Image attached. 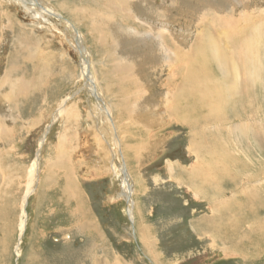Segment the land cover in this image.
Masks as SVG:
<instances>
[{
  "label": "rangeland",
  "instance_id": "rangeland-1",
  "mask_svg": "<svg viewBox=\"0 0 264 264\" xmlns=\"http://www.w3.org/2000/svg\"><path fill=\"white\" fill-rule=\"evenodd\" d=\"M109 1L0 0V131H10L6 139L0 132V264H264V22L248 32L250 70L261 72L248 76L252 88L242 82L235 108L238 98L225 99V122L198 129L179 122L176 89L168 87L187 64L176 46L208 48L213 18L264 17V0ZM85 50L93 87L83 74ZM198 61L196 74L208 86L240 72L236 63L224 72L215 58ZM196 130L205 139L193 146ZM200 167L214 172L210 182L221 180L217 187L204 185Z\"/></svg>",
  "mask_w": 264,
  "mask_h": 264
},
{
  "label": "bare ground",
  "instance_id": "bare-ground-1",
  "mask_svg": "<svg viewBox=\"0 0 264 264\" xmlns=\"http://www.w3.org/2000/svg\"><path fill=\"white\" fill-rule=\"evenodd\" d=\"M109 1V0H108ZM115 1V0H113ZM119 1V0H118ZM106 2V1H105ZM110 2V1H109ZM117 2V1H116ZM113 2V5H117V3ZM121 3V2H120ZM43 6V5H42ZM44 7V6H43ZM46 10L48 9L49 11H51L50 8H45ZM44 9V10H45ZM45 10V11H46ZM120 10V9H119ZM205 13V12H204ZM203 13V14H204ZM105 14V13H104ZM209 14V13H208ZM199 15V14H198ZM233 15V14H232ZM240 15V14H239ZM101 16V15H100ZM104 15H102L103 17ZM208 16V15H207ZM233 17V16H232ZM242 18H239L235 21V17L233 19H226V18H213L212 21H214V25L213 26V32L211 31L212 29H207L208 34H209V39L211 41L208 42V48L207 45L204 44V46H202V44L199 46L195 45L193 50L187 53L181 52V49L179 50V48L176 46L174 48L176 53V58L177 60L181 63V61H184V59L187 60V64L185 67H180L179 69H177V74L178 76L174 75V77H171L169 79V85L171 88H173L174 90L176 89V96H175V105L173 108V112L174 114H176V119L179 122H189V126L192 127L193 129L196 128L198 129L200 126V122H207V121H211V120H215V122H221L227 120V117L225 115V107L228 106L229 101H225V99H236L235 101H233L231 103V107L232 105L234 106V104L237 106V102L238 100H240L242 98V82H248V85L250 87V85L254 86L253 84L250 83V81H252L251 79H248V76H252L254 77L255 75H258V71L260 69H251L250 70V61L248 60V54L250 52V45H249V40H250V35L248 34L249 30L251 28H255L256 29V24L257 22H264V17L262 16H251L249 18V16L246 14L245 16H241ZM245 18V21H243ZM156 19V18H155ZM193 19V18H192ZM174 20V19H173ZM210 20V19H209ZM232 20V21H231ZM158 21V20H157ZM193 21V20H192ZM206 22V21H205ZM68 23V22H67ZM208 23V21H207ZM213 23V22H212ZM71 25V23H70ZM117 25V23H116ZM108 26V25H107ZM97 27V26H96ZM101 27L100 29L104 30L105 27L99 26ZM144 27V26H143ZM107 28V27H106ZM168 28V27H167ZM98 29L99 32V28ZM109 29V28H108ZM115 29V28H114ZM122 29V28H121ZM73 31V30H72ZM76 31H79L76 29ZM206 31V30H205ZM118 34V33H117ZM80 35V34H79ZM78 37V35H77ZM81 37V35L79 36ZM78 37V38H79ZM100 37V35H99ZM202 37V35L200 36ZM199 37V41H201ZM173 38V37H172ZM110 40V39H109ZM154 40V39H153ZM167 40V39H166ZM234 42L235 46H231V43ZM226 46H225V45ZM230 44V45H229ZM173 45V44H172ZM237 46V47H236ZM232 47V48H231ZM80 49V46H79ZM81 50V49H80ZM173 50V51H174ZM154 52V51H153ZM208 54V55H207ZM202 55L206 58L210 57V58H215L216 60H218L220 62L221 65V70L225 69L226 71H228L229 66H231L233 63L238 64L236 65L240 70L239 74H234L236 77L234 78L230 76V74L227 73H223L222 74V79L218 78V87L216 86V83H214L215 81H212V79L210 81L212 86H208L205 85V81L203 80L204 78L198 77V75L196 74V68L195 67V63L199 62L198 61V57ZM206 55V56H205ZM83 57V74L85 76V78L87 79V81L89 83H91L90 86L95 84L94 78L92 77V73L89 71L88 65H87V60L89 59V53L85 50V52H83L82 54ZM173 57H175L173 55ZM193 61H197V62H192ZM208 60V59H207ZM201 61V60H200ZM203 61V60H202ZM206 62V61H205ZM204 62V63H205ZM218 62V63H219ZM178 63V62H177ZM183 63V62H182ZM194 64V65H191ZM233 64V65H234ZM256 64V62H255ZM188 65V67H187ZM203 66V64H200ZM260 67L261 70H264V65L262 63H260ZM122 67H120L118 65V68L116 70H120ZM129 68V66L126 68L124 67V69L127 71V69ZM202 68V67H201ZM223 68V69H222ZM233 69H236L234 67H232ZM232 69V70H233ZM202 70V69H200ZM220 70V71H221ZM231 70V71H232ZM238 70L237 73H238ZM260 70V72H261ZM131 71V70H130ZM199 71V70H198ZM204 71V69H203ZM230 71V70H229ZM120 72V71H119ZM164 72V71H163ZM202 72V71H201ZM205 72V71H204ZM223 72V71H222ZM250 72V74H249ZM200 73V71H199ZM207 73V72H205ZM232 73V72H231ZM242 75H241V74ZM119 74V73H118ZM170 74V73H169ZM233 74V73H232ZM204 75V74H203ZM218 75V74H217ZM261 75V74H260ZM264 75V74H263ZM209 76L208 75H204ZM220 76V75H219ZM180 77V82L179 84L175 81ZM214 77V76H213ZM217 77V76H216ZM173 78V79H172ZM207 78V77H206ZM255 78V77H254ZM261 79V78H258ZM85 80V79H84ZM217 80V79H216ZM255 80V79H254ZM261 81V80H260ZM264 82V81H263ZM213 83V84H212ZM254 83V82H253ZM244 85V84H243ZM18 89L21 90V92L23 91L24 87L21 86V83H19L18 85ZM246 86V85H245ZM256 86V85H255ZM16 87V86H15ZM83 85L82 87H80L79 89H83ZM93 87V86H92ZM23 88V89H22ZM252 88V87H250ZM254 89V87H253ZM173 91V90H172ZM245 91V90H244ZM92 92L93 95H95L96 97H98L99 101H102V104L106 107V111H108V116L110 117V120L114 125V120L112 117V111L110 108L107 107L105 100H103L101 98V96H99L98 94V88H92ZM247 92V91H246ZM253 92V91H252ZM169 93V92H168ZM175 93V92H174ZM141 94V92H140ZM172 94V93H169ZM247 94V93H246ZM173 96L175 94H172ZM167 96V95H166ZM248 96H250L248 94ZM251 97V96H250ZM177 100V101H176ZM246 101V100H245ZM168 102V101H167ZM166 103V102H165ZM248 103V102H247ZM101 104V106H102ZM168 104V103H167ZM230 104V103H229ZM248 105V104H246ZM252 105V104H251ZM103 106V107H104ZM225 106V107H224ZM158 107V106H157ZM123 108V107H122ZM235 107H232V109ZM124 110V109H123ZM250 110V109H249ZM171 111V110H170ZM201 113V114H198ZM143 115V114H142ZM132 119V118H131ZM130 119V121H131ZM142 120V119H141ZM161 120V119H160ZM116 121V120H115ZM214 122V123H215ZM137 123V121H135L134 119H132L131 124L134 126ZM144 123H142L143 125ZM23 125V124H22ZM141 126V125H140ZM143 129V128H142ZM49 128L46 130V133L44 134L43 138L41 139V144L40 146H42V144L45 143L46 140V134L48 133ZM207 130V129H206ZM197 131V130H196ZM2 133V137L4 139H6V136L10 133V131L8 130V128L2 127L1 131ZM195 132V131H194ZM199 131H197V133L194 135L193 138V142L191 143V145L193 144V146H198V144H200V140L201 138L205 139L203 136L199 137L198 134ZM200 133V132H199ZM210 133V132H209ZM204 135V134H203ZM198 136V137H196ZM150 137V136H149ZM213 138V137H212ZM119 144V143H118ZM118 147V146H117ZM129 147V146H128ZM247 147V146H246ZM42 148V147H41ZM115 149V148H114ZM245 149V148H244ZM118 150L120 151V154L122 156H124L123 154V149L120 147H118ZM39 151L38 150V156L39 157ZM130 151V149H129ZM212 151L216 152L214 150V148H212ZM115 152V151H114ZM118 153V152H117ZM41 154V153H40ZM233 154V153H231ZM199 155V154H198ZM128 156V155H127ZM127 158V157H126ZM125 158V159H126ZM198 158H201V154L198 156ZM124 159V158H123ZM66 161V160H65ZM127 161V160H126ZM51 162V161H50ZM63 162V161H62ZM198 162V161H197ZM61 163V162H60ZM77 163V162H76ZM129 164V163H128ZM127 164V165H128ZM203 164V163H202ZM61 165V164H60ZM1 162H0V171H1ZM48 166V165H47ZM53 167V166H52ZM127 167V166H126ZM208 167V165H207ZM38 158L35 160L34 165L32 170L30 171V178H29V183H28V190L27 193H25V198H24V203L22 205V213H21V219H20V223H19V238H18V242L16 245V250H17V254L18 256H20L21 253V247H22V242L23 239L26 235V231H27V221L29 220V212H27V204H28V199H29V195L31 194L32 189L34 190L33 184L37 181V175H38ZM45 169V168H44ZM128 169V168H127ZM126 168L122 170V176H123V181H124V186H123V195L128 198L127 202L129 205L128 208V214L129 217L131 219V221H134V209H133V204L136 202L134 201L133 198V186L131 184L130 181V175L129 171ZM208 169V168H207ZM209 170V169H208ZM4 171V170H3ZM2 171V176H5L4 172ZM200 173L196 174H202V179H204L202 182L204 183L205 186H207L208 184L206 182H208V180L210 179V177L212 176V174H214L213 171H207L206 169H204V167H200L199 169ZM215 171V170H214ZM227 171V170H226ZM225 172V171H224ZM52 173V172H51ZM119 173V172H118ZM194 173V172H193ZM197 173V171H196ZM57 174L59 175V173L57 172ZM216 174V172H215ZM223 174V173H222ZM226 174V173H225ZM68 175V174H67ZM189 175V174H188ZM193 175V174H192ZM228 175V174H227ZM1 176V175H0ZM201 176V175H199ZM208 176H210L208 178ZM214 176V175H213ZM56 177V176H55ZM3 178V177H2ZM25 178V177H24ZM21 179V178H20ZM71 179V178H70ZM36 180V181H35ZM210 182V180H209ZM221 182V180H218L217 183L215 182H210V183H215L216 187L217 185ZM52 184L51 181H48V178L45 180L44 182V186L45 187H49ZM72 185V181L68 180V178H66V183H65V187L64 190L66 192V194L72 195V191L73 189L71 188ZM214 185V186H215ZM6 186V185H5ZM211 186V185H210ZM215 187V188H216ZM4 188V187H2ZM209 188V186H208ZM221 188V187H220ZM6 189V188H5ZM214 189V188H213ZM127 214V215H128ZM78 220V219H77ZM76 221V220H75ZM74 221V222H75ZM85 222V221H84ZM70 223V222H69ZM76 223V222H75ZM83 223V222H82ZM80 226V225H79ZM84 226V225H83ZM82 227V226H81ZM84 229V228H83ZM4 238V237H3ZM1 245V244H0ZM6 252V251H5Z\"/></svg>",
  "mask_w": 264,
  "mask_h": 264
}]
</instances>
